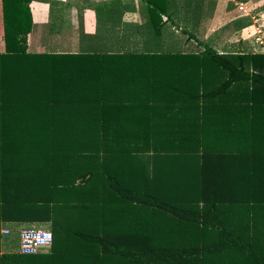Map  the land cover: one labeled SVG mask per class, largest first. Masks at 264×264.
<instances>
[{
	"label": "trees",
	"instance_id": "1",
	"mask_svg": "<svg viewBox=\"0 0 264 264\" xmlns=\"http://www.w3.org/2000/svg\"><path fill=\"white\" fill-rule=\"evenodd\" d=\"M29 1L2 0L0 264H264V54H30Z\"/></svg>",
	"mask_w": 264,
	"mask_h": 264
},
{
	"label": "crops",
	"instance_id": "2",
	"mask_svg": "<svg viewBox=\"0 0 264 264\" xmlns=\"http://www.w3.org/2000/svg\"><path fill=\"white\" fill-rule=\"evenodd\" d=\"M155 2L161 12L150 9L146 0H32L26 5L23 2L21 8L27 7L32 23L27 52L189 54L200 53L207 45L220 54H264V0ZM239 5L248 12L239 11ZM20 11L27 17L23 9ZM3 22L0 0V52ZM257 30L261 33L257 34ZM254 38H260L262 43H254ZM19 226L23 227L18 230L30 228Z\"/></svg>",
	"mask_w": 264,
	"mask_h": 264
},
{
	"label": "built area",
	"instance_id": "3",
	"mask_svg": "<svg viewBox=\"0 0 264 264\" xmlns=\"http://www.w3.org/2000/svg\"><path fill=\"white\" fill-rule=\"evenodd\" d=\"M239 10L245 13V8L240 5ZM11 234L9 228L1 229V236L8 237ZM18 249L20 255H35L49 251L53 234L49 229L23 228L18 233Z\"/></svg>",
	"mask_w": 264,
	"mask_h": 264
},
{
	"label": "rangeland",
	"instance_id": "4",
	"mask_svg": "<svg viewBox=\"0 0 264 264\" xmlns=\"http://www.w3.org/2000/svg\"><path fill=\"white\" fill-rule=\"evenodd\" d=\"M240 6V5H239ZM239 8V7H238ZM245 8V7H244ZM245 14L248 12L247 9L245 8ZM240 11V10H239ZM242 12V11H241ZM243 13V12H242ZM257 34H260L261 31L260 30H257L256 32ZM254 43H262V40L260 38H254L253 40ZM100 50H102V48H99ZM161 52V51H160ZM165 53H172V52H165ZM66 216H65V215ZM64 214H62L61 216L63 218H61V220L63 222H67V223H70L71 221L73 220H77L79 219V216H78V213H77V210L72 208L71 211L69 210H65L64 211ZM3 227L5 228H9L10 231H11V234L8 236V237H2V245H1V248H2V251L4 252H16L17 249H18V244H19V241H18V228H22L23 226H19L18 225H14V226H11V225H6L4 224ZM30 228H40V229H50L49 225L48 224H45V225H30L29 226ZM25 228V227H24Z\"/></svg>",
	"mask_w": 264,
	"mask_h": 264
}]
</instances>
